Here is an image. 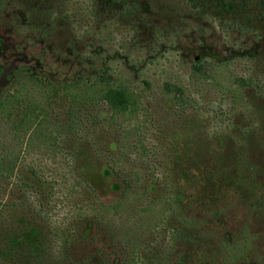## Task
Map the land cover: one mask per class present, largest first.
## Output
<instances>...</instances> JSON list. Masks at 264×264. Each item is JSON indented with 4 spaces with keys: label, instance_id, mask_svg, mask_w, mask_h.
I'll list each match as a JSON object with an SVG mask.
<instances>
[{
    "label": "rangeland",
    "instance_id": "obj_1",
    "mask_svg": "<svg viewBox=\"0 0 264 264\" xmlns=\"http://www.w3.org/2000/svg\"><path fill=\"white\" fill-rule=\"evenodd\" d=\"M125 1L0 0V98L105 70L140 103L118 113L83 88L89 120L67 131L58 96L11 144L41 182L25 199L0 187V264H36L45 247L57 262L43 264H264V0Z\"/></svg>",
    "mask_w": 264,
    "mask_h": 264
},
{
    "label": "trees",
    "instance_id": "obj_2",
    "mask_svg": "<svg viewBox=\"0 0 264 264\" xmlns=\"http://www.w3.org/2000/svg\"><path fill=\"white\" fill-rule=\"evenodd\" d=\"M190 3H193V0H189ZM123 4H126L125 0H122ZM198 62V61H197ZM22 71V70H21ZM102 76H96V75H85V77L76 80L73 84L67 85L63 84L62 86H52V88H48L47 91L49 92H41L39 95L43 98L41 99L39 96V99L36 98L37 101L28 102V100L23 98L22 89L24 88L25 82H19V86L13 88L11 92L6 93L4 96L0 98V115L1 118H3V121H5V128H7L10 133L12 134V137L15 139L14 143L10 142H4L0 141V187L4 185L7 189L9 186L7 185L9 182L12 183L18 190L22 193V199L27 198V195H24L25 192H33L37 193L39 191V188L37 187L41 180H39V176L37 174V171L32 166H26L28 178L26 176H22V166L20 165V151L19 149H14L11 144H15L16 147L21 148V144L26 142L28 143L29 140L27 139L24 141L25 135L28 131H31L32 133L36 130V127L40 124V121H42L43 112L45 110V106L50 102L51 99H55L58 96H66L68 100H70V105L67 108L66 111V122L63 121V127L66 128L67 131L70 133L73 129L76 127L78 128V123L86 120H89L86 116V114H82L85 112L83 110V107L85 106L84 102H81L78 99V91H87V90H81L83 88H89L95 90L97 93L100 92V95L103 96V99L106 100L105 102L107 105L112 109L113 111H116L118 113H123L129 111L128 113L136 114L139 108V101L134 96L132 91H129L128 88L123 86L122 84H113L109 81V78L107 77V73L105 70L102 72ZM28 76L33 77L34 80L32 81V88L35 89V87H38V85H43L42 79L38 75H31L28 73ZM23 75V74H22ZM29 77V78H30ZM92 87V88H91ZM164 88L166 91L171 92L172 91V99L173 101L179 105L180 107L184 103H189L190 99L188 97H184V88L183 86L175 85L173 90H170L167 85H164ZM37 91V90H34ZM14 103V105H13ZM12 108L7 109L8 106H11ZM137 111V112H136ZM33 115V120L28 123H26L27 115ZM3 115L5 117H3ZM7 120V121H6ZM74 127V128H73ZM4 128V127H3ZM25 143V144H26ZM141 146V152L145 153V150L147 148H144L142 141L140 143ZM22 164V162H21ZM2 193L5 191L1 190ZM22 201V200H21ZM18 203H12V206L16 205H22V202ZM11 205L5 203L4 201L0 200V220L4 219V210H6ZM172 212V211H171ZM179 230V229H178ZM177 230V231H178ZM71 242L74 241L75 238L72 233L68 234ZM182 238H186L187 241H192L191 236L187 234H183ZM195 240L197 238L195 237ZM1 247V246H0ZM46 248V247H45ZM43 253H39L36 258V264H43L44 261L53 262L56 261V259L50 254L47 255L46 249ZM4 251L2 250V253ZM126 257V258H125ZM130 257V258H129ZM124 256L122 258V264H129L131 256ZM8 258V257H7ZM46 258V259H45ZM129 258V259H127ZM9 259V258H8ZM48 259V260H47ZM103 261V259H101ZM59 261V260H58ZM57 262V261H56ZM105 264L106 261H103ZM59 263H61L59 261ZM103 263V264H104Z\"/></svg>",
    "mask_w": 264,
    "mask_h": 264
}]
</instances>
